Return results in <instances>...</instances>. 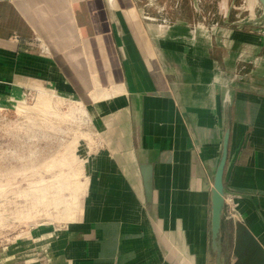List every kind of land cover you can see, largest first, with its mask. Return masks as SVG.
<instances>
[{
  "label": "crops",
  "instance_id": "1",
  "mask_svg": "<svg viewBox=\"0 0 264 264\" xmlns=\"http://www.w3.org/2000/svg\"><path fill=\"white\" fill-rule=\"evenodd\" d=\"M174 5L187 14L171 18L170 0H0V96L45 83L88 109L102 142L50 264H264V9L205 25L191 0Z\"/></svg>",
  "mask_w": 264,
  "mask_h": 264
},
{
  "label": "rangeland",
  "instance_id": "2",
  "mask_svg": "<svg viewBox=\"0 0 264 264\" xmlns=\"http://www.w3.org/2000/svg\"><path fill=\"white\" fill-rule=\"evenodd\" d=\"M197 4L205 25L225 20L228 9L232 13L235 8L237 19L262 7L257 0ZM170 14L175 18L187 12L170 0ZM96 124L83 104L45 83L25 85L18 96H0V249L15 251L12 262L50 264L52 234L80 219L81 206L68 201L75 188L81 189L78 201L86 193V169L102 148ZM58 194L63 203L56 206L52 201ZM33 234L37 240L29 242ZM26 239H31L27 245L20 242Z\"/></svg>",
  "mask_w": 264,
  "mask_h": 264
},
{
  "label": "water",
  "instance_id": "3",
  "mask_svg": "<svg viewBox=\"0 0 264 264\" xmlns=\"http://www.w3.org/2000/svg\"><path fill=\"white\" fill-rule=\"evenodd\" d=\"M264 9V0H257ZM224 169L225 160H222L216 172L214 187L212 190V233L214 237L220 234L222 214L224 209Z\"/></svg>",
  "mask_w": 264,
  "mask_h": 264
},
{
  "label": "bare ground",
  "instance_id": "4",
  "mask_svg": "<svg viewBox=\"0 0 264 264\" xmlns=\"http://www.w3.org/2000/svg\"><path fill=\"white\" fill-rule=\"evenodd\" d=\"M193 1V4H194V7H195V9H197V0H192ZM43 95H44V93H43ZM42 95V96H43ZM39 98V97H38ZM51 99V98H50ZM96 99H100V96H97L96 95ZM46 100V99H45ZM49 100V99H48ZM42 102V101H41ZM48 106V105H47ZM42 108V107H41ZM48 110V109H47ZM41 186V185H40ZM75 187V186H74ZM36 188H37V186H36ZM38 189V188H37ZM39 189H42V188H39ZM81 189H78V188H75L74 189V194L72 195V197H71V199L68 201V202H74V203H76L78 206H81L82 205V200H79L78 201V198L76 197V194H77V192H79ZM84 192V191H83ZM44 195V194H43ZM42 197H44V196H42ZM67 198V197H66ZM68 200V199H67ZM66 200V201H67ZM50 202L52 201V198L50 197V200H49ZM61 201H62V203H63V200H62V196H60L59 194L55 197V201H52L54 204H57L56 206H59V204L61 203ZM65 201V202H66ZM67 203V202H66Z\"/></svg>",
  "mask_w": 264,
  "mask_h": 264
},
{
  "label": "built area",
  "instance_id": "5",
  "mask_svg": "<svg viewBox=\"0 0 264 264\" xmlns=\"http://www.w3.org/2000/svg\"><path fill=\"white\" fill-rule=\"evenodd\" d=\"M146 20L150 21V22H157V19L153 18L152 16L149 15H145L144 16Z\"/></svg>",
  "mask_w": 264,
  "mask_h": 264
}]
</instances>
